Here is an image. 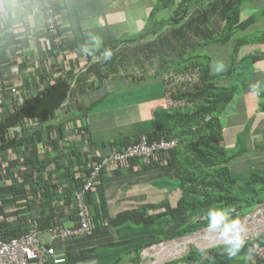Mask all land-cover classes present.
<instances>
[{
	"label": "trees",
	"instance_id": "trees-1",
	"mask_svg": "<svg viewBox=\"0 0 264 264\" xmlns=\"http://www.w3.org/2000/svg\"><path fill=\"white\" fill-rule=\"evenodd\" d=\"M250 1L184 0L176 4L174 0H163L165 5L161 6V10H171V14L155 23L156 28L149 29V32L137 38L136 41H142L141 49H144L147 57L156 59L153 76L161 79L170 105L159 115L161 127L145 136L148 142L177 141L176 148L161 154L159 161L176 178L181 195L175 207L166 208L159 214L150 215L148 211L152 206H144L116 217L115 223H127L133 230L130 243L123 248L125 256L116 259L113 264H121L123 261L143 264L141 255L146 250L208 228L207 212L211 208H223L229 213L230 219L240 220L264 208V137L251 151L247 148L228 150L223 145L221 124V117L241 89L246 87L243 59L238 60L239 51L252 44L264 45V31L236 39L232 47L231 64L219 75L211 73L210 57L199 54L205 46H228L235 35L245 32L258 18L264 17L263 10L258 15L242 20L243 6ZM59 4L57 0L52 1L56 12H59ZM157 11L153 12V20ZM150 27H153V23H150ZM5 36V46L13 47L15 37L9 32ZM42 38L45 35L39 36V39ZM68 46L63 40L60 47L53 46L47 53L39 52L45 63L50 60V64L45 71L35 70L32 84H41L43 89L21 108L11 107V114L0 121V134L2 136L7 129L27 119L45 123V127L41 132L30 135L32 137L21 136L18 141H6L0 137V152L5 153L29 138L43 144L48 142L53 144L54 149L58 148V139L52 137L55 132L58 138L61 136V126L53 124L54 116L69 96V83L73 76L72 73L60 74L56 59ZM119 46L120 42L117 41L105 43L92 55L84 53L82 48L70 49H77L91 60L106 49H118ZM229 81V84H224ZM139 137L131 140L124 138L118 141L117 148L121 150L136 143ZM257 156L263 161L257 160ZM246 157L252 159L254 165L250 168H232L239 159ZM87 161V157L86 160L78 157V170L84 171V174L88 172L87 166L90 164ZM8 168L5 169L4 179L13 169L17 170L19 179H10L7 186H2L0 182V194L8 193L11 196L9 202L13 206L10 214L4 213L0 207V239L7 241L18 238L28 232L30 225L40 232L58 226V209L54 203L58 201L57 195L61 190L59 180L49 175L47 180H43L39 175L38 162L12 163ZM239 171L245 173V179L241 181L235 178ZM71 181L73 185L68 192L79 183L73 176ZM101 186L102 181L97 186V192L86 199L92 224L97 230H101V224L106 221L105 206L100 198ZM8 218H13V223H7ZM263 245L264 232L246 241L241 252L233 258L227 256L224 245H219L207 250L193 249L181 258L165 264H264V259L258 260L252 251L251 254L248 251L253 250L254 246Z\"/></svg>",
	"mask_w": 264,
	"mask_h": 264
},
{
	"label": "crops",
	"instance_id": "crops-1",
	"mask_svg": "<svg viewBox=\"0 0 264 264\" xmlns=\"http://www.w3.org/2000/svg\"><path fill=\"white\" fill-rule=\"evenodd\" d=\"M57 1L60 3L58 8L66 34L65 42L69 44L61 51L58 65L60 73L75 74L69 96L54 116L53 124L61 126V136L55 138L59 145L54 149L53 144L34 142L33 138H29L5 153L0 152V182L2 186H7L10 179L18 178L17 170L13 169L4 179L8 165L23 161L38 162L39 175L43 180H47L49 175L60 182L58 201L54 203L58 209L56 228L70 229L77 225L73 197L85 175L84 171L78 170L77 165L81 162H78V157L85 160L87 157V163L99 160L117 148L118 141L153 134L161 127L158 118L169 108V100L161 79L153 76L156 59H149L141 49L142 41L136 40L149 29L156 28L155 23L170 15L171 10H161V6L165 5L163 0ZM181 1L184 0H174L176 4ZM259 2L251 0L243 6L242 20L264 10V3ZM260 6L263 7L259 11ZM261 31H264V17L258 18L245 32L235 35L228 46H205L201 50H219L221 55L226 56L227 70L231 64L234 41ZM90 33L100 37L102 44L120 42L118 49H111L113 58L110 61L104 62L103 53L88 60L84 53L78 51L89 41ZM70 47H77L78 50ZM238 55V60L243 59L246 87L236 97L237 108H231L230 114L227 111L221 117L223 145L228 150L247 148L251 151L264 137V99L263 102L261 100L264 91L259 95L250 91V86L256 83L264 89V45L244 46ZM210 62L211 73L221 74L213 73L212 60ZM236 112H239L238 116L243 115L241 121L235 119L230 123ZM225 118L226 126L223 125ZM75 123L79 125L75 127ZM41 131L40 128L28 131L22 137ZM158 161L159 157L150 168L135 161L128 166L117 165L104 171L100 180V198L105 206L106 221L101 224V230L95 229L88 235L66 240L50 229L41 232V243L53 251L45 264H56L58 260L63 261L60 264H113L116 259L125 256L123 248L130 243L133 227L127 223H115L116 217L144 206H152L148 211L150 215L159 214L166 208L175 207L180 198L176 178ZM252 165L254 161L246 157L239 159L232 168H250ZM244 175L239 171L235 178L241 181L245 179ZM71 176L79 183L68 192L73 185ZM10 199L8 193L0 194V207L6 214L13 211ZM6 221L13 223L14 219ZM144 256L145 252L141 259Z\"/></svg>",
	"mask_w": 264,
	"mask_h": 264
},
{
	"label": "built area",
	"instance_id": "built-area-1",
	"mask_svg": "<svg viewBox=\"0 0 264 264\" xmlns=\"http://www.w3.org/2000/svg\"><path fill=\"white\" fill-rule=\"evenodd\" d=\"M52 1L0 0V121L11 114L12 106L21 108L43 89L41 84H32L35 70L45 71L50 64V60L45 63L39 52L47 53L53 46L60 47L66 38L61 16L53 9ZM8 32L16 40L10 48L5 46V35ZM41 35H45V38L39 39ZM73 83L71 79L70 89ZM44 124L27 119L7 129L0 137L6 141H16L25 132L43 129ZM55 138H58L57 132L54 133ZM176 146V140L148 142L143 135L136 143L121 150L114 148L97 162H90L88 172L73 197L77 225L70 229L55 227L50 230L64 240L88 235L95 227L86 199L97 192L101 174L117 165L128 166L132 161H139L142 166L148 167L161 154L173 151ZM40 235V231L30 226L28 232L18 238L7 241L0 239V264H45L53 251L41 243ZM252 252L258 260L264 259V245L254 246ZM58 262L63 261H55L56 264Z\"/></svg>",
	"mask_w": 264,
	"mask_h": 264
},
{
	"label": "clouds",
	"instance_id": "clouds-1",
	"mask_svg": "<svg viewBox=\"0 0 264 264\" xmlns=\"http://www.w3.org/2000/svg\"><path fill=\"white\" fill-rule=\"evenodd\" d=\"M89 41L82 45V51L88 55H92L96 49L102 45L100 37L89 34ZM104 62H108L113 58V51L106 49L103 52ZM212 70L219 74L226 71V65L222 60L216 61ZM250 91L253 94L259 95L264 89L261 88L260 83L252 84ZM208 231L214 233L225 246V252L229 258L236 257L244 248L246 243V230L239 218L230 219L229 213L223 208H211L207 212ZM251 254L252 249H249ZM60 264V262H58Z\"/></svg>",
	"mask_w": 264,
	"mask_h": 264
},
{
	"label": "rangeland",
	"instance_id": "rangeland-1",
	"mask_svg": "<svg viewBox=\"0 0 264 264\" xmlns=\"http://www.w3.org/2000/svg\"><path fill=\"white\" fill-rule=\"evenodd\" d=\"M259 3H261V4H263L264 3V0H260V2ZM263 7V6H262ZM261 6H260V8L259 9H257V10H261V8H262ZM252 35V34H251ZM251 35H249V36H251ZM222 49V48H221ZM201 53V55H204V56H208V57H210V59L212 60V66H213V64L216 62V61H218V60H222L224 63H225V65H226V68H227V65H228V61H227V59H226V56H224V55H221L219 52V50H217L216 52H215V50H213V49H206L205 51L204 50H201L200 51ZM81 70V69H80ZM79 70V71H80ZM214 73V72H213ZM214 74H216V73H214ZM263 99H264V97H262L261 98V100H262V102H263ZM237 103H238V98H236L233 102H232V104L229 106V108L227 109V113H231V108H233V109H235V108H237ZM104 104V103H103ZM106 104V103H105ZM107 105V104H106ZM231 115H233V114H231ZM239 115V112H236V117L235 118H231L230 119V123H232L233 121H235V119L236 120H238V121H241V118L243 117V115H240V116H238ZM238 116V117H237ZM223 125L224 126H226L227 125V123H226V118L224 119V121H223ZM257 160H259L260 162L261 161H263V159L260 157V156H257ZM257 214V215H256ZM261 215H264V208L263 209H260V210H257V211H253L252 213H250L249 215H247L245 218H243L242 220H241V222H243V221H245V220H248L247 221V223L248 224H250V225H252V223H253V221H259L260 220V217H261ZM252 218V219H251ZM245 219V220H244ZM205 230H207L206 232H209L208 231V228H205V229H202V230H199V231H197L196 233H199V232H201V231H205ZM264 230V229H263ZM260 231V232H258V233H255L256 231L254 230V229H251L250 227L247 229V231H246V237H247V239H246V241H249V240H253V239H255V238H257L260 234H262L264 231ZM206 232H204V233H206ZM249 233V234H248ZM195 235V234H194ZM191 236H193V235H191ZM169 243H171V242H167V243H163V244H160V245H158V246H156V247H152V248H150V249H148V250H146V252H145V256L143 257V264H165V263H168V262H171V261H175V260H177V259H179V258H181L182 256H184L186 253H188L189 251H191V250H193V249H196V250H207V249H210V248H213V247H216V246H219V245H224V244H217V245H213V246H209V247H203V248H196V247H194V246H192L188 251H186L185 253H183L182 255H180L179 257H177V258H175V259H166V258H158V256L156 255V252H157V250L159 249V247L160 246H162V245H167V244H169ZM123 264H127V263H123Z\"/></svg>",
	"mask_w": 264,
	"mask_h": 264
},
{
	"label": "bare ground",
	"instance_id": "bare-ground-1",
	"mask_svg": "<svg viewBox=\"0 0 264 264\" xmlns=\"http://www.w3.org/2000/svg\"><path fill=\"white\" fill-rule=\"evenodd\" d=\"M247 221L248 220L242 222L246 231L249 227L254 229L256 231L255 233H258L264 229V215H261L259 221H253L252 225L248 224ZM217 244H223V242L219 240L214 233H196L193 236L185 237L183 239L173 241L167 245L160 246L156 252V255L158 258L164 257L166 259H175L188 251L192 246L200 249L203 247H211Z\"/></svg>",
	"mask_w": 264,
	"mask_h": 264
},
{
	"label": "water",
	"instance_id": "water-1",
	"mask_svg": "<svg viewBox=\"0 0 264 264\" xmlns=\"http://www.w3.org/2000/svg\"><path fill=\"white\" fill-rule=\"evenodd\" d=\"M196 234V233H195ZM194 235V234H193ZM261 235V234H260ZM181 239H183V238H181ZM177 240H180V239H177ZM177 240H174V241H177ZM173 242V241H172Z\"/></svg>",
	"mask_w": 264,
	"mask_h": 264
}]
</instances>
